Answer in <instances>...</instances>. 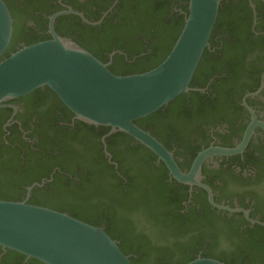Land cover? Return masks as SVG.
<instances>
[{
    "label": "flooded vegetation",
    "instance_id": "af4514ba",
    "mask_svg": "<svg viewBox=\"0 0 264 264\" xmlns=\"http://www.w3.org/2000/svg\"><path fill=\"white\" fill-rule=\"evenodd\" d=\"M146 1L3 0L12 18V35L49 36L52 35L50 17L67 11L72 13L55 18L54 34L77 32L76 26L85 30L84 26L97 27L107 21L105 29L108 31L119 25L122 26L120 30L127 27L125 31L136 30L138 35H144L136 25L144 22L142 14ZM234 2L241 20L237 26L239 35L232 37L226 29L210 35L213 43L209 39L205 66L191 88L193 91L185 93L186 98L174 110L176 113L168 117L170 127L167 131H172L168 146L161 141L178 168L188 173L201 152L210 148L235 149L245 140L239 153L215 155L201 164L199 182L210 190L213 205L206 190L178 183L157 157L150 161V155L145 154L149 150L128 135L120 132L108 135L110 129L107 127L108 131L100 130L101 126L75 120L46 87L1 105L0 151L7 158L28 159L31 178L48 170L52 180V174L58 169L56 162L78 173H84L83 168L92 162L96 165L107 163L116 171L113 181L117 190H124L122 185L125 182L118 174L114 155L130 173H135L138 166L155 179L165 173L164 182L179 200L175 217L180 220L179 215H186L190 223L195 221L198 224L196 232L203 233L211 256L238 252V249L242 255L249 254L244 248L248 235L245 232H251L255 237L258 230L264 229V0ZM185 5L182 0H171L170 14L185 20L182 9ZM138 8L139 13L132 12ZM223 10L227 13L230 5ZM111 42L114 41L106 40L102 46L108 68L115 57L126 58ZM16 45L18 49L24 46L22 43ZM192 92L197 95L190 97ZM78 122L93 127V131L83 130L84 133L79 134ZM52 144H62L67 157L60 161L56 154H39L42 147L50 152L47 146ZM204 250L199 247L196 256L200 257ZM8 252L0 248V264H15V257ZM31 260L34 259L21 258L19 264H30ZM34 261L31 264H38Z\"/></svg>",
    "mask_w": 264,
    "mask_h": 264
},
{
    "label": "water",
    "instance_id": "95a60500",
    "mask_svg": "<svg viewBox=\"0 0 264 264\" xmlns=\"http://www.w3.org/2000/svg\"><path fill=\"white\" fill-rule=\"evenodd\" d=\"M228 0H188L183 28L167 57L155 68L139 74L115 75L106 64L71 39L53 33L56 17H50L51 39L17 49L9 57L13 22L0 0V107L9 100L26 96L39 88L50 89L74 115L91 126L109 128L131 137L151 151L178 183L200 186L201 164L215 155L239 153L235 149L210 148L201 152L190 172L183 173L171 153L151 134L134 124L165 107L189 88L193 74L209 45L221 2ZM99 23H93L96 25ZM27 188V197L35 187ZM221 208V207H219ZM0 248L41 264H132L102 228L88 225L48 208L33 206L27 198L21 202L0 200ZM186 264H224L197 257Z\"/></svg>",
    "mask_w": 264,
    "mask_h": 264
},
{
    "label": "trees",
    "instance_id": "16d2710c",
    "mask_svg": "<svg viewBox=\"0 0 264 264\" xmlns=\"http://www.w3.org/2000/svg\"><path fill=\"white\" fill-rule=\"evenodd\" d=\"M182 1L186 2L182 9L187 14L188 0ZM170 2L171 0L145 2V11L142 14L144 22L136 25L139 32H143L144 35H138L136 30L125 31L127 27L120 30L122 26L119 25L115 30L108 31L105 29L108 22L105 21L97 27L84 26L87 30L76 26L77 32L63 33L57 29L58 36L71 39L104 64L107 59L102 46L106 44V40H112L114 42L111 44H115L116 50L123 52L126 58L115 57L108 68L109 71L120 76L144 73L158 66L167 57L183 28L184 20L170 14ZM227 4L230 5V10L225 13L223 9ZM234 4V0L221 3L211 35H216L221 30L224 32L225 29L232 37L236 38L239 35L237 26L241 20L239 8ZM132 12L139 13V8ZM136 17L137 15L133 18ZM100 28L103 30L100 31ZM114 33L118 35H110ZM49 39H51L49 35H12L4 58L18 49L17 43L29 46ZM210 43H213L212 37ZM206 51L207 49L193 74L189 88L194 87L201 69L205 66ZM189 95L194 97L197 93L192 92ZM185 98V93L179 95L165 107L136 120L134 124L168 146L169 136L172 137V131L169 133L167 131V127H170L168 117L176 113L174 110ZM76 127L79 134H83V130L93 131V127L80 122ZM99 128L108 131L105 127ZM47 148L51 151L48 152L42 147L39 154L44 153L48 156L56 154L60 161L67 157L62 144L48 145ZM148 152L150 154H145L150 155V161L156 159L151 151ZM113 161L118 166V174L125 179L122 185L124 190L115 189L116 184L113 180L116 171L107 163L96 165L92 162L83 168L84 173H78L56 162L55 166L58 169L52 174L51 182L45 183L42 187H35L27 198V188L34 183H41L43 179H50L49 171L39 172L31 178L28 173L30 168L28 159L23 161L18 156L13 159L7 158L5 153L0 151V200L21 202L27 198L30 205L66 213L88 225L102 228L117 243L124 255L131 254L129 260L132 264H186L197 258L199 247L205 249L201 258L216 259L224 264H264V257L261 255L264 254V229L258 230L255 237L250 234L251 232H245L248 235L244 240V248L250 252L249 254L242 255L238 249V252L234 250L230 254L213 257L208 252L203 233L196 232L198 224L196 225L195 221L190 223L186 215H179L180 220L175 217L174 210L179 205V200L173 196V189L168 186L169 184L164 182L165 173L161 175L152 164L160 173V178L155 179L139 166L135 173L124 170L116 155ZM8 255L15 257V264H19L21 258H25L12 251H9ZM34 262L41 264L38 261Z\"/></svg>",
    "mask_w": 264,
    "mask_h": 264
}]
</instances>
